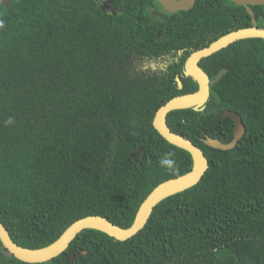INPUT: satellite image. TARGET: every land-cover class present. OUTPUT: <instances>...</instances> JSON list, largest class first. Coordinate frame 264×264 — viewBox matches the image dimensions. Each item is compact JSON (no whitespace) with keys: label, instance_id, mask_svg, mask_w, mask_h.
Listing matches in <instances>:
<instances>
[{"label":"trees","instance_id":"trees-1","mask_svg":"<svg viewBox=\"0 0 264 264\" xmlns=\"http://www.w3.org/2000/svg\"><path fill=\"white\" fill-rule=\"evenodd\" d=\"M101 1L0 5V217L28 248L53 243L87 215L130 227L157 185L189 172L191 153L168 142L154 118L198 85L183 79L180 89L177 67L143 62L252 25L234 0H197L177 12L158 0H114L121 9L106 11ZM254 11L264 23V5ZM221 21L232 24L205 42V23L215 30ZM235 49L246 52L213 84V107L168 116L209 158L197 185L161 201L130 239L86 229L45 263L17 259L0 240V264H264V39L237 41L216 56ZM217 108L243 118L247 131L234 148L205 142L234 137V120ZM166 153L171 169L160 165Z\"/></svg>","mask_w":264,"mask_h":264},{"label":"water","instance_id":"water-1","mask_svg":"<svg viewBox=\"0 0 264 264\" xmlns=\"http://www.w3.org/2000/svg\"><path fill=\"white\" fill-rule=\"evenodd\" d=\"M4 0H0V5ZM160 4L171 12L179 10H190L194 7L197 0H158ZM237 4L247 7L248 12L253 16L252 25L245 28L233 30L216 41L210 46L195 51L188 59L186 65V73L193 76L199 83V88L196 92L185 93L170 99L161 106L154 118V127L158 132L171 144H174L182 149L187 150L193 157L192 169L180 176L170 178L157 185L153 191L141 204L135 221L130 227H122L114 223L106 216L92 214L79 218L72 223L64 233L53 243L41 248H28L17 243L8 228L3 223L0 217V240L8 252L17 259L27 263H45L48 262L63 252H65L72 241L86 229H97L103 231L118 240H127L137 235L145 228L154 208L164 199L185 191L197 185L206 174L210 166L209 158L205 150L197 145L189 137L175 132L169 125L168 116L172 111L180 109L193 108L197 111H202L205 108L210 94V77L208 73L200 66L199 62L202 58L211 56L214 53L227 48L231 44L251 38L264 39V26H260L256 19V14L252 6L264 5V0H234ZM179 88H183V83L179 80ZM226 116L232 117L236 123L234 137L230 142H223L219 138L208 136L205 140L206 144L219 149L228 150L238 145L239 140L246 133V126L240 113L234 110H226ZM83 253H80L82 255Z\"/></svg>","mask_w":264,"mask_h":264},{"label":"flooded vegetation","instance_id":"flooded-vegetation-1","mask_svg":"<svg viewBox=\"0 0 264 264\" xmlns=\"http://www.w3.org/2000/svg\"><path fill=\"white\" fill-rule=\"evenodd\" d=\"M114 0H102L101 1V7L106 10V11H119L121 8L120 6H118L117 4L113 3ZM258 6V5H257ZM262 6V5H260ZM253 9L254 7L256 6H252ZM246 10L248 11L247 7L245 6ZM251 14V13H250ZM252 15V14H251ZM257 21H258V24L260 26H264V23H262V21L258 20V18L256 17ZM253 22V16H252V19H251V23ZM236 23V22H234ZM232 24V23H231ZM230 22L228 21H221L218 25H219V28L217 29H210L212 26H214V24H211V23H205V25L207 26L208 29L204 30V36L201 34L200 31L197 32V38L198 37H201L203 36V40L205 42H209V37H216L217 34H220L222 33V31L224 29H227L231 26ZM208 30V31H207ZM214 31V32H213ZM206 33H209V35H207ZM223 35H220L218 37H216L213 41L209 42L208 44L206 45H203L202 47H197L195 45H185L183 47H180V49L177 50V55H173L175 52H168L167 50L165 52L161 51V55L159 57H157L156 59L153 58V59H146L144 62H143V65H144V68L145 69H150L148 66L149 65H152L154 66V69H158L159 71H174L176 70V67L178 68V70L180 71H176V75H175V79L176 81L178 82V87L179 86V80L182 81L183 83V88L185 87V85H187L185 83V81L183 79H192L193 81H195L198 85V88H199V83L197 82V80H195L193 78V76H190L186 73V65H187V61L189 59V57L197 50L199 49H202V48H205L207 46H210L214 41H216L217 39H219L220 37H222ZM198 40V39H196ZM226 49V48H224ZM224 49L214 53L213 55L211 56H207V57H204L200 60L199 64L200 66L208 73L209 77H210V88H211V94H210V97L207 101V103L205 104V108L204 110H206L207 108H210V107H213V105L211 104V100H212V87H213V84L219 80H221L225 74H227L230 69H231V64L233 65L234 64V56H238L240 54H244L246 51H242L241 49H235L233 52L231 51H227L225 52L224 54L222 55H219V56H216L218 53H220L221 51H223ZM189 52V54H188ZM187 55L186 59H185V56ZM257 63V61H255V64ZM180 65H182L181 69H180ZM153 69V68H152ZM255 69L257 70L258 68L255 67ZM260 70V69H259ZM258 71V70H257ZM260 78V77H259ZM198 90V89H197ZM196 90V91H197ZM194 91V92H196ZM202 110V111H204ZM228 110V109H226ZM225 110V111H226ZM201 111V110H200ZM223 110L221 109H218L216 110V112L218 114L220 113H223L224 112ZM225 117H229V116H226L224 114ZM229 118H232V117H229ZM233 119V118H232ZM234 120V119H233ZM235 123V121H234ZM236 125V123H235Z\"/></svg>","mask_w":264,"mask_h":264},{"label":"clouds","instance_id":"clouds-1","mask_svg":"<svg viewBox=\"0 0 264 264\" xmlns=\"http://www.w3.org/2000/svg\"><path fill=\"white\" fill-rule=\"evenodd\" d=\"M230 110V109H229ZM13 122V118L9 117L7 121H5L6 124H11ZM171 153H166L165 156L163 158H161L160 160V165L161 167H167L169 169H171L174 165V160H172L171 157Z\"/></svg>","mask_w":264,"mask_h":264},{"label":"rangeland","instance_id":"rangeland-1","mask_svg":"<svg viewBox=\"0 0 264 264\" xmlns=\"http://www.w3.org/2000/svg\"><path fill=\"white\" fill-rule=\"evenodd\" d=\"M243 40H245V39H243ZM235 43H236V42H235ZM233 44H234V43H233ZM231 45H232V44H231ZM228 47H229V46H228ZM148 67H149V68L152 67V68L154 69V66H152V65H149Z\"/></svg>","mask_w":264,"mask_h":264}]
</instances>
